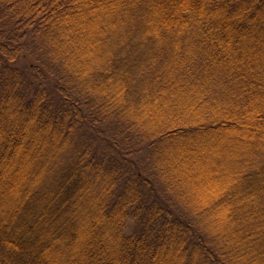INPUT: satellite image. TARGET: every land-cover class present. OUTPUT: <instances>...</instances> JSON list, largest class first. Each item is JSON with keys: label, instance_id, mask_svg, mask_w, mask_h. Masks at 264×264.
<instances>
[{"label": "trees", "instance_id": "1", "mask_svg": "<svg viewBox=\"0 0 264 264\" xmlns=\"http://www.w3.org/2000/svg\"><path fill=\"white\" fill-rule=\"evenodd\" d=\"M0 264H264V0H0Z\"/></svg>", "mask_w": 264, "mask_h": 264}, {"label": "rangeland", "instance_id": "2", "mask_svg": "<svg viewBox=\"0 0 264 264\" xmlns=\"http://www.w3.org/2000/svg\"><path fill=\"white\" fill-rule=\"evenodd\" d=\"M195 194V193H194ZM195 198H196V203H199V201H200V199H202V196H199V195H196L195 196ZM131 232H132V224H131V222H128L127 224H126V227H125V229H124V233L127 235H129V234H131ZM242 251H240V253H241Z\"/></svg>", "mask_w": 264, "mask_h": 264}]
</instances>
